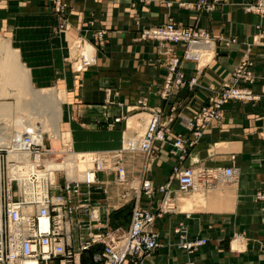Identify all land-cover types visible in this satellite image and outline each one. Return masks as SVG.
<instances>
[{
    "label": "crops",
    "instance_id": "obj_1",
    "mask_svg": "<svg viewBox=\"0 0 264 264\" xmlns=\"http://www.w3.org/2000/svg\"><path fill=\"white\" fill-rule=\"evenodd\" d=\"M196 1L0 0V25L39 86L66 79L69 102L65 120L76 152L118 151L126 122L137 117L133 110L140 102L146 100L150 107L162 110L166 141L158 144L150 170L144 173L145 161L140 155L127 162L134 179L147 178L156 186L170 182L177 164L171 154L177 137L186 138L188 143L195 139L184 120H195L211 95L210 88H220L242 61L249 60L255 82L242 86L258 99L228 103L223 120L207 127L182 162L183 167H234L237 180L224 184L234 187L232 201L227 209L209 207L158 218L154 230L161 247L143 264H264V201L257 198L264 190V18L245 10L254 0H222L210 13L182 5ZM172 20L180 27L207 32L213 40L214 56L204 67L182 63L179 71L186 84L164 100L161 93L170 77V64L187 45L139 38L143 31L163 27ZM75 40L95 48L96 65L82 74L73 67ZM192 80L195 85L190 84ZM118 118L122 120L117 122ZM112 186L106 185L108 192ZM171 187L177 190L178 183L172 182ZM175 196L179 204L188 203V194L176 192ZM93 197L98 200L105 196L97 191ZM162 200L163 195L157 193L153 199L141 195L138 203L131 202L132 207L138 204L156 211ZM128 204L111 214V226H129L130 221H113ZM180 225L186 228L189 240L206 239L196 253L179 247L180 236L175 229ZM237 240L241 248L235 250Z\"/></svg>",
    "mask_w": 264,
    "mask_h": 264
},
{
    "label": "built area",
    "instance_id": "obj_2",
    "mask_svg": "<svg viewBox=\"0 0 264 264\" xmlns=\"http://www.w3.org/2000/svg\"><path fill=\"white\" fill-rule=\"evenodd\" d=\"M221 1L197 0L182 5L210 13ZM62 10L61 7L58 9L59 12ZM245 10L264 18V0H254L246 5ZM99 36L102 38L104 33H100ZM139 39L187 45L184 53L173 58L170 64V77L161 93L164 100L170 98L173 90L186 84L184 74L179 71L182 63L192 62L201 67V55L192 53V47H200L202 44L208 45L205 47L209 49L213 47V40L207 32L195 28H182L174 21L160 28L143 31ZM77 63L80 64L78 68L75 67ZM95 65L96 56L88 60L84 55H79L73 59L76 73H85ZM250 66L249 60L242 61L234 75L220 88H210L211 95L199 110L196 119L185 120L183 123L193 133L195 139L188 143L186 138L178 136L172 145L174 156L184 160L188 148L197 143L206 124L222 120L224 107L229 102L257 98L250 90L241 89L235 83L238 79L254 83V77L249 71ZM233 78L236 79L234 82ZM190 84L195 85V80L190 81ZM133 111L137 115V129L144 128V133L140 134L138 130L131 129L127 121L121 149L99 152L109 154L104 157L107 160L104 163H108L109 167L103 171L96 162V169L93 170L95 178L92 180L69 179L63 171L55 170L53 173L57 176L56 181L52 180L50 174L51 177L41 186L38 178L33 177L32 191L26 194L17 180L9 178V153L6 148H0V264H83V255L94 247H101V251L94 254L93 264H143L145 258L161 247L159 235L154 230L156 220L178 211L172 182H178L181 194H188L199 187L210 189L220 182L233 183L237 180V170L234 167H183L182 163H177L169 183L156 186L150 179L142 178L134 185L135 179L129 173L125 162L133 156L142 155L146 163L144 173L148 172L157 151V144L164 143L166 135L162 123L163 113L160 109L150 107L144 100ZM121 120L122 118L116 119L117 122ZM131 130L132 134L140 139L139 143L133 144L130 141L127 133ZM24 137L25 145L21 151L27 153L36 163L38 171L50 172L46 168V161H62L63 154L75 152L69 141L62 145L61 155L53 148L50 139L39 142L40 140H35L33 133L29 131ZM101 174L106 179L108 175H115V184L123 188L125 186L117 195L116 201L93 199L97 191H101L105 196L109 195L107 184L99 179ZM130 179H134V182L129 183ZM157 193L163 195V200L156 211L146 210L135 204L128 227L111 226L110 217L114 211L120 210L133 200L138 203L141 195L153 199ZM131 194L135 197L131 198ZM257 197L264 200V192H260ZM175 233L180 236L179 247L189 254H194L207 242L206 239L189 240L183 225L175 229ZM185 264L196 263L188 261Z\"/></svg>",
    "mask_w": 264,
    "mask_h": 264
},
{
    "label": "bare ground",
    "instance_id": "obj_3",
    "mask_svg": "<svg viewBox=\"0 0 264 264\" xmlns=\"http://www.w3.org/2000/svg\"><path fill=\"white\" fill-rule=\"evenodd\" d=\"M82 42L78 40L73 42V59L79 55H84L88 60L94 58L95 49L91 46L92 44ZM205 46L208 45L202 44L200 47L194 46L191 49L192 53H199L201 55V67L210 63L214 55L213 47L209 49ZM0 52H3L5 55V59L0 61V97L15 96L17 98L16 108L10 103H0V134L4 135V139L0 143V148L8 147L6 149L9 153V178L17 180L22 187V191L27 194L32 191L31 183L33 177L38 178L40 185L43 186L42 183L44 184L46 179L51 176L52 180L56 181L57 176L53 173L55 170L63 171L69 179L79 181L95 178L93 170L96 169V162L99 163L103 171L107 170L109 164L104 163V161H107L104 157H107L109 154H101L99 152L82 153L76 151L74 153L63 154L62 161H46V168L50 172L38 171L36 169V163L30 159L27 153L21 151L25 145L24 134L26 132H32L34 139L37 141L40 140L39 142L45 139V133H50L53 142L52 146L59 154L63 153L62 145L64 143L69 141L73 145L71 133L67 131L62 135L58 128L59 121H61L63 116L62 102L60 96L57 94L58 92H37L31 88L30 72L20 63L19 54L11 48L10 43L0 41ZM79 66V63L75 65L76 68ZM34 104L35 107H33ZM37 104L41 105L42 108L32 112L30 107L32 106L33 109H36L38 107L36 106ZM136 119L137 117L130 118L128 124L131 129L134 128V130H138L137 132L143 134L145 129H137ZM43 127L47 128L43 131ZM127 135L133 144L139 143L138 141L140 139L132 134V130ZM59 142L61 144L63 143L59 146L61 149L58 148ZM108 180H112V177L109 175L107 179H100L101 182L105 181L106 184H110L111 182ZM138 183L139 179H135L134 185ZM224 184L228 183L220 182L219 186H214L210 189L199 187L193 192L188 193L189 199L187 204L181 205L176 201L177 212H199L209 207L211 210L226 209V205L234 197V187L224 186ZM176 192H179V186L177 190L173 189L174 195ZM233 247L235 250L240 249V241H235Z\"/></svg>",
    "mask_w": 264,
    "mask_h": 264
},
{
    "label": "rangeland",
    "instance_id": "obj_4",
    "mask_svg": "<svg viewBox=\"0 0 264 264\" xmlns=\"http://www.w3.org/2000/svg\"><path fill=\"white\" fill-rule=\"evenodd\" d=\"M173 21V20H172ZM177 24V23H176ZM180 27V26H179ZM183 28V27H182ZM184 28H188V27H184ZM0 41H5V42H7V43H10V46H11V48L13 49V50H15V51H17L18 52V54H19V61H20V63L25 67V69H28V71L30 72V70H29V68L25 65V62L23 61V60H21V55H20V52H19V50L18 49H16V47H15V45H14V43L12 42V40H11V38H9V37H7L4 33H2V29H1V25H0ZM79 41V40H78ZM90 44V43H89ZM91 45V44H90ZM92 46V45H91ZM93 47V46H92ZM95 49V48H94ZM5 59V55L3 54V52H0V61H3ZM77 74H82V73H77ZM234 75V74H233ZM79 76V75H78ZM30 77H31V73H30ZM73 79V78H72ZM74 80V79H73ZM236 79L235 78H233V82L235 81ZM75 81H77V80H75ZM254 82H255V79H254ZM81 83V82H80ZM236 83V85L237 86H239L241 89H247V90H250V89H248V88H245V87H243L242 86V84H248L249 82H245V81H243L242 79H238V81L237 82H235ZM249 84H252V83H249ZM30 86H31V88L34 90V91H37V92H43V91H51V92H58L57 94L60 96V99H61V102H62V110L64 111V118H63V116H62V119H61V121H59V124H58V128H59V130L61 131V134L63 135L65 132H67V131H69L70 133H71V130L69 129V125L68 124H66V122H67V120H65V116L67 115V109H68V105H67V103L69 102V98H68V95H67V87H66V79L65 78H62V79H54V80H52L51 82H49V84L48 85H45V86H39L38 84H37V82L35 81V79H33L32 77H31V81H30ZM70 86V89H71V85H69ZM76 88V87H75ZM251 91V90H250ZM252 92V91H251ZM253 93V92H252ZM254 94V93H253ZM254 96H256L257 98L256 99H252V100H250V101H256L257 99H258V96L257 95H255L254 94ZM10 103V104H12L15 108H16V105H17V98L15 97V96H4V97H0V103ZM231 102H233V101H231ZM242 102V101H241ZM244 102V101H243ZM230 103V102H229ZM206 104V103H205ZM36 106H38V107H36V109L34 108L33 109V107H35V104L33 105V107L31 106L30 108V110L32 111V112H35V110H37V109H40V108H42V106L41 105H36ZM40 106V107H39ZM225 108V107H224ZM33 109V110H32ZM162 111V110H161ZM199 113V112H198ZM223 117H224V114H223ZM222 120H223V118H222ZM221 120V121H222ZM185 121V120H184ZM213 123V122H212ZM211 124V122L210 123H208V124H206V126L204 127V129H202V131H201V136L203 135V133H204V131L207 129V127L209 126ZM47 127H43L42 129H43V131H44V129H46ZM186 128V127H185ZM187 130H188V128H186ZM163 130L165 131V135H166V130H165V125H164V127H163ZM191 132V131H190ZM192 133V132H191ZM193 134V133H192ZM61 135V136H62ZM3 134H0V143H2L1 141H3ZM44 136H45V139H50L51 141V144L53 145V142H52V139H51V136H50V133H45L44 134ZM71 136H72V134H71ZM60 140H61V138H60ZM47 143H49V142H47ZM63 144V143H62ZM60 142L58 143V148L59 149H61V147H59V146H61L62 145ZM159 144V143H158ZM158 144H157V150L159 149L158 148ZM6 148H8V147H6ZM190 149H191V147H189L188 148V153H187V156L184 158V160H181L180 159V157H177V156H175L176 157V159H177V163L178 164H180V163H182L183 161H185L186 159H187V157H188V155H189V152H190ZM157 152V151H156ZM171 154H172V152H171ZM5 156L7 155L6 153L4 154ZM140 156H142V155H140ZM155 156V155H154ZM172 156H174L173 154H172ZM143 157V156H142ZM144 158V157H143ZM129 160V159H128ZM128 160L125 162L126 163V165H127V162H128ZM144 161H145V159H144ZM153 161V160H152ZM145 164L146 163H144V166H145ZM130 173V172H129ZM172 174H173V171H172ZM172 174H171V176H172ZM99 177H100V179H105L106 177L104 176V175H99ZM111 177H112V180L110 181V180H108L109 182H111V185H113L112 186V188L110 189L111 191H109V195H107V196H105L104 197V199L106 200H109V201H111V202H113L114 201V199L117 197V195L119 194V191H122L123 189H125V186H124V188L123 187H119V186H117L116 184H115V175H111ZM129 181V183H133L134 182V179H130V180H128ZM222 185V184H221ZM215 186H217V185H215ZM224 186H226V185H224ZM212 188V187H211ZM260 192H264V190H261V191H259L258 193H257V196H258V194L260 193ZM187 195V194H186ZM258 198V197H257ZM94 200H95V198H93ZM98 200H102V199H98ZM264 201V200H263ZM113 204V203H112ZM118 205V204H117ZM227 206V205H226ZM132 209H133V207H132V202H129V204L125 207V208H123L121 211H120V213H119V215L118 216H116V218L115 219H113V221L114 222H117L118 224H127L129 221L131 222V220H130V217H131V215H132ZM227 209V208H226ZM110 223H111V221H110ZM94 248H96V247H94ZM93 248V249H94ZM92 250V249H91ZM90 250V251H91ZM87 252V253H85L83 256H85V258H86V260H87V263H84V261H83V257H82V263L83 264H93V256H94V254L95 253H97V252H99V251H101V247H98V250L95 252V253H91V252ZM196 253V252H195Z\"/></svg>",
    "mask_w": 264,
    "mask_h": 264
},
{
    "label": "trees",
    "instance_id": "obj_5",
    "mask_svg": "<svg viewBox=\"0 0 264 264\" xmlns=\"http://www.w3.org/2000/svg\"><path fill=\"white\" fill-rule=\"evenodd\" d=\"M97 250H98V247L92 249L90 252L91 253H95ZM83 261H84V263H87V260H86L85 256H83Z\"/></svg>",
    "mask_w": 264,
    "mask_h": 264
}]
</instances>
